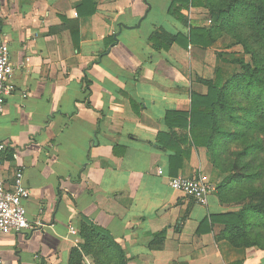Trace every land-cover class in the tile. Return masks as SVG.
<instances>
[{
	"label": "crops",
	"instance_id": "1",
	"mask_svg": "<svg viewBox=\"0 0 264 264\" xmlns=\"http://www.w3.org/2000/svg\"><path fill=\"white\" fill-rule=\"evenodd\" d=\"M171 4L0 0L16 87L0 117V156L8 180L24 175L32 224L0 236L4 264H68L82 220L110 233L128 264H264V250L220 238L226 225L212 216L236 208L216 192L202 205L170 185L200 172L214 182L215 171L207 148L194 146L170 174L171 155L189 147L172 136L184 131L166 124L168 111H190L192 92H207L198 76L234 68L215 44L154 48L160 28L188 38L191 25L206 26L199 9L182 10L186 25ZM162 231L164 240H154Z\"/></svg>",
	"mask_w": 264,
	"mask_h": 264
},
{
	"label": "trees",
	"instance_id": "2",
	"mask_svg": "<svg viewBox=\"0 0 264 264\" xmlns=\"http://www.w3.org/2000/svg\"><path fill=\"white\" fill-rule=\"evenodd\" d=\"M189 8L207 10L211 24L191 25L188 38L160 28L151 37L156 50L184 40L208 49L228 36L234 43L226 48L241 46L242 53L218 49L217 56L233 65V71L217 67L213 78L198 76L207 92H192L190 111H168L166 124L184 131H172V136L189 147L171 155L170 174L179 173L192 147L207 148L219 173L216 193L223 204L236 208L212 216L213 222L226 225L220 238L238 248L264 250V0H172L169 13L188 25L182 10ZM79 235L81 242L72 248L68 264H86V258L94 264L130 261L111 234L92 222L82 220ZM165 236L162 231L154 240Z\"/></svg>",
	"mask_w": 264,
	"mask_h": 264
},
{
	"label": "built area",
	"instance_id": "3",
	"mask_svg": "<svg viewBox=\"0 0 264 264\" xmlns=\"http://www.w3.org/2000/svg\"><path fill=\"white\" fill-rule=\"evenodd\" d=\"M211 23V20H209ZM14 65L10 54V45L3 35L0 26V117L5 112L6 97L15 91V84L12 82ZM7 151L4 143H0V153ZM158 173L164 174L159 168ZM171 187L192 197L197 203L209 204L210 196L217 192V187L208 175L203 172L195 177H184L182 175L170 179ZM30 195V190L24 184V175L21 171H15L11 180L4 174V160L0 156V236L12 233H20L32 228L28 218V208L26 200ZM71 231L77 234V229L71 227ZM0 264H4V259L0 250Z\"/></svg>",
	"mask_w": 264,
	"mask_h": 264
},
{
	"label": "rangeland",
	"instance_id": "4",
	"mask_svg": "<svg viewBox=\"0 0 264 264\" xmlns=\"http://www.w3.org/2000/svg\"><path fill=\"white\" fill-rule=\"evenodd\" d=\"M195 15V18L196 16L200 19V20H203V23H205L206 26L210 25L211 23L209 22L208 20V11L203 9V8H199V12H197ZM231 43H234L233 39H231L230 37L228 36H223L219 39L218 43H216L212 48L214 49V51H218V49H222V50H225V49H228L229 52H234L235 55L239 56L241 55L242 53V48L241 46H235V47H232V48H226L227 45H230ZM234 149V148H233ZM215 172L213 173L212 175V180L214 181V183L217 185V175H219L218 171L214 170ZM90 260V262L92 264L93 261L92 259L90 258H87ZM86 264H88L87 260H86Z\"/></svg>",
	"mask_w": 264,
	"mask_h": 264
}]
</instances>
